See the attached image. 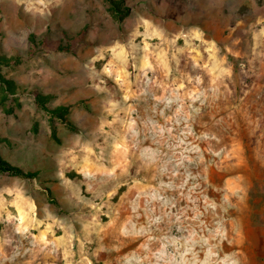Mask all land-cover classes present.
Here are the masks:
<instances>
[{
  "label": "rangeland",
  "instance_id": "1",
  "mask_svg": "<svg viewBox=\"0 0 264 264\" xmlns=\"http://www.w3.org/2000/svg\"><path fill=\"white\" fill-rule=\"evenodd\" d=\"M27 1L0 0V158L36 173L0 170V264H264V0Z\"/></svg>",
  "mask_w": 264,
  "mask_h": 264
},
{
  "label": "trees",
  "instance_id": "2",
  "mask_svg": "<svg viewBox=\"0 0 264 264\" xmlns=\"http://www.w3.org/2000/svg\"><path fill=\"white\" fill-rule=\"evenodd\" d=\"M111 5L113 6V10L115 11V13L120 17L123 15V12L120 10V8L115 4L114 0H108ZM42 104V103H41ZM43 108H45V110L47 112H49L50 114H56L55 111L48 109V107H46L45 105H43ZM63 118V117H60ZM0 170L6 173H10V174H14V175H20V176H24V177H28V178H34L36 177V173L35 172H31V171H24L21 167L13 165L3 159L0 158Z\"/></svg>",
  "mask_w": 264,
  "mask_h": 264
},
{
  "label": "crops",
  "instance_id": "3",
  "mask_svg": "<svg viewBox=\"0 0 264 264\" xmlns=\"http://www.w3.org/2000/svg\"><path fill=\"white\" fill-rule=\"evenodd\" d=\"M13 3V4H12ZM15 3H19L20 6H13ZM10 12L14 13V22L22 23L23 18H21L22 13L24 12H34V14L39 16V4L35 5V3L28 2L27 0H11L10 7H9ZM11 13V14H12ZM17 14H19V18L17 17Z\"/></svg>",
  "mask_w": 264,
  "mask_h": 264
}]
</instances>
